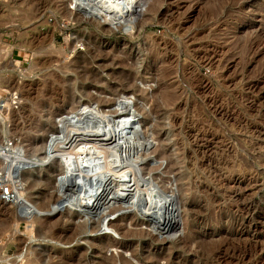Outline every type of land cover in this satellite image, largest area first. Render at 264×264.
<instances>
[{"label":"rangeland","instance_id":"rangeland-1","mask_svg":"<svg viewBox=\"0 0 264 264\" xmlns=\"http://www.w3.org/2000/svg\"><path fill=\"white\" fill-rule=\"evenodd\" d=\"M179 1L178 24L158 16L137 28L134 16L91 0H0V196L11 201L0 202V264H57L49 258L54 250L74 264H169L174 254L173 264H264V0H226L214 18L209 0ZM145 12L140 7L136 17ZM153 94L167 101L158 105ZM75 110L81 113L72 116ZM122 110L152 135L149 151L169 148V160L180 164L172 170L153 154L136 162L120 143L111 166L96 174L113 180L107 193L126 177L123 196L133 187L139 195L67 204L74 215L56 218L64 228L58 235L82 233L55 242L29 219L43 194L74 192V177L86 167L78 156L61 191L58 164L76 147L66 135L119 139L112 116ZM98 153L91 158L101 159ZM120 207L116 214L127 216L121 230L107 228L105 219ZM163 217L176 222L175 231L159 229ZM111 241L122 245L106 247ZM201 241L211 249L205 262Z\"/></svg>","mask_w":264,"mask_h":264},{"label":"bare ground","instance_id":"bare-ground-1","mask_svg":"<svg viewBox=\"0 0 264 264\" xmlns=\"http://www.w3.org/2000/svg\"><path fill=\"white\" fill-rule=\"evenodd\" d=\"M71 1H73V0H71ZM209 1L208 2H205L206 3L205 6H207L208 8L207 7L206 8L210 10L209 12H210L211 16L213 14L215 15V14L219 13V10H221L225 6V4L227 3L226 0H215V1H217V3H214L215 2L214 1V2H212L213 4H210L211 2L209 3ZM230 1L235 3L236 0H230ZM91 3H94L93 5H98V6L101 5L103 7V9H105L106 11H108V9H109V11H112V13L114 11V14L115 15L121 16L122 18H127L128 19V17H129L131 19L134 16V18H133L134 21H133L132 24H133V26L135 25L137 28H140V27L144 26L148 21L154 19L155 17L157 19L158 16L162 20H164L166 23L167 22H171L173 20V18L175 17V16L173 17L174 13L177 12L179 9H181L180 8L181 2L179 0H91ZM113 6H115V8H113ZM140 7L141 8L143 7V9L145 8V11L146 12H145V14H143V15L141 14V16L139 15V17H136V12L138 13V9H140ZM77 8H79V7H77ZM112 8H113V10H111ZM214 17L212 16L210 18H214ZM177 18H176V20H177ZM218 20L220 21V19H218ZM173 21H172V23H173ZM178 21H181V20H178ZM215 22H217V19H215ZM176 24H178V23H176ZM210 24H212V23H210ZM156 42H157V40L154 41V45H155ZM159 88H164V87H161L159 85V87L157 88V91H159ZM165 95L161 94V96H159L157 98L156 95L153 94L152 97L155 98L154 99L155 103H157L158 105L159 104H162L163 105V103H165V100L167 99L165 97ZM140 97H141V99H146V94H141ZM159 98H160V101L158 100ZM137 111L140 112V113H142L145 117H148L150 115L148 112L144 111L142 108L138 109ZM70 112L71 111L68 112L69 115H70ZM115 112L116 111H114L113 116H112V119H113L112 120V124H113V126L115 125V128H116V130H115V136H118L119 137V139L116 138L117 140L116 139L115 140L114 139H110L108 137L110 134L108 136L106 134H104V136L106 135V137H103L102 141H99V142H97V141L89 142L91 140V139L90 140L88 139L89 137L86 138V137L78 136V135L77 136H74V135H66V137H65V140L67 141L66 144H72V143L76 142V144H75L76 147L74 148L75 149L74 153L73 152H66L65 151L66 152L64 154L65 156L63 157V160L60 161L61 164H58V167H59V170L61 171V174L62 175L63 174L66 175L69 172H71L70 170H74V169H72V167L75 166V168H76V164L75 163L78 160L77 159L78 156H81V157L83 156L81 162H83L84 164H86L85 165L86 167L83 168V170H80L79 171V176H80L79 178L78 177H74V179H77L78 182L80 183V187L79 188L76 187L75 186V183L72 182L74 184V186H75L74 187V192H63L61 194L50 192V193L43 194L39 200L37 199L38 200V202H37L38 203L37 213H34V214L30 215L31 216L30 219L27 218L29 220H32L34 218V222H36L40 227H42V229H43L42 231H44V234H46V236H49V237L51 236V238H53V239L56 240L55 242H59V243H69V242L72 241L73 238H76V237L81 236V233H82L80 230L77 231L76 229H71L69 231V229L71 228L69 226L70 228L67 229L69 232H66V235L65 236L61 237L60 235H58V234H60V232L62 230H64V228H62V220H59V219H56V218L57 217H60V216H62V217L64 216L67 220H69V219H72V216L74 215V212L71 211V210H74V208L73 209L72 208H69V209L64 210V208H61V207L58 206L59 203H60V200L62 201V199H63V201H67V202H69V203H71L73 205L74 204L79 205L81 203V201L86 202L87 200H92V199H93V202L92 203H94V201L95 202H102L103 203L104 201H106L108 199V196L111 193L114 194V195L117 194V196H116L117 199H115V200H118V199H121V198H126V197H128V199L131 200L135 196H137V194L139 195V193H138L137 190L135 192L133 191L136 188V187H133V189H129L131 191H126L127 192L126 195H128V196H126V195L123 196V194H124V192H123L124 191V186H125V183H126V181H125L126 180V177H122L118 181L114 179V181H115L114 182L115 190H114L113 186H111V193L110 192L107 193V192H105L106 189H107V185L109 183H111L113 180L110 181L107 184L106 173H102L100 176L98 174H96L98 171L102 170V167L105 166L107 162H109L111 160L109 157H111L113 159L112 156L116 152H118V150L120 148H122L119 145L120 143L121 144L123 143L124 145H126L125 146V151L131 150L132 151V155H133V153H134V155H136L135 156V161H136V158L145 161L152 154L154 156H156L157 158H159V159L160 158H165V159H168V160L171 159V156L172 155L170 156L169 153H168L170 151L169 148L166 151L165 150H159V149H155L153 151H149L150 148H148V146H149L148 143H149V140H150L149 138H151L152 135L148 133L149 131L148 132H144V133L142 132L143 134H141L140 131L135 128V126H134L135 125V121L134 120H132V121H130V120L129 121H126V117L125 116L127 115V112L128 111L126 112V110L125 111L122 110V112H120V111H118L116 113ZM80 113L81 112H78L77 113V111L76 112H71V115L74 116V115H78ZM61 115H63V113H58V114L54 115L55 116L54 119L60 117ZM73 120L75 121L77 119L74 118ZM171 120H172V122H171L172 125H175V123H176L175 122L176 121V117L175 116H171ZM58 121L60 122L62 120L59 118ZM100 121L102 122V120H100ZM103 121H104V119H103ZM80 122H81L80 124H81L82 127L84 125H86V122L85 121L82 120ZM87 122H88V120H87ZM97 122L99 124V121H97ZM105 123H106V121H105ZM112 124H110V125L112 126ZM78 125H79V123H78ZM72 126H73V124H72ZM82 127L80 128L81 130H82ZM106 128L104 130H106ZM55 131H56V129L53 128L52 129V132H55ZM151 132L156 134L157 127L156 126H153L151 128ZM123 133H128V134L130 133V135L127 134L125 136V134L123 135ZM120 134H122L123 136H119ZM96 138L97 137H95V139ZM99 138H100V136H99ZM164 141H166L168 143L169 142V139L162 140V142H164ZM172 145H174V142L172 143ZM165 146L162 145V147H165ZM98 152H102V154L104 153L102 155L103 157L102 158L100 157L101 159H93V158H91L94 153H98ZM121 153H123V152H121ZM140 160H137L136 162H139ZM114 161H113V164H114ZM133 162H134V160H133ZM107 164H110V166H111L112 163H107ZM144 164H146V163H144ZM177 164H180V162L179 163H176L175 161H173V159L172 160H169V165H171L172 170L177 169ZM147 165L148 164H146L144 167L143 166L142 167L147 169V167H148ZM103 172H105V171H103ZM71 173L73 174V172H71ZM96 175H98V176L95 177ZM135 180H137V179H135ZM57 182L61 186L63 185L62 187H60V189L62 191L66 185L60 183L59 181H57ZM140 184L143 185L142 183H140ZM134 186H137V184H135ZM141 188L143 189L144 186L141 187ZM9 192L11 193L10 190H9ZM56 192H59V189H57ZM16 193H19V192H16ZM110 196H112V198H114L113 195H110ZM155 201H158V200L156 199ZM0 202L6 206L11 201H10V199L8 200L5 197H1L0 196ZM13 202L16 203L15 200H13ZM78 202H80V203H78ZM142 203H144V202H142ZM140 204H141V202H140ZM144 206L145 205L143 204L142 207H144ZM153 208H154V210L157 208L155 203H154ZM16 209L17 208L14 207L13 216L17 219V217L19 218V216L15 213V210ZM8 210L10 211V209L7 208V211ZM24 210H26V209H24ZM119 210H122V208L121 207L120 208H115L112 212L109 213V214H111L110 215L111 217L105 219L106 220L105 223H106V227L107 228L113 227V228H118L119 230H121L120 229L119 222L124 221V220H127V216L124 213H121V214L117 215L116 212L119 211ZM75 215H76V212H75ZM104 216H106V214ZM132 217H133V215H132ZM63 218H61V219H63ZM114 219H117V220L115 221ZM28 223H29V225H31L30 222H28ZM159 224H160L159 225V229H165V230H167V232L175 231L176 222L172 218L163 217L162 222L159 223ZM59 226H61V227H59ZM123 235L124 236L125 235H129V236L130 235H132V236L135 235L137 237L143 236L142 233H140V232L139 233L126 232V233H123ZM183 242L185 244H188L191 241H188L187 238H186V239L183 240ZM118 244H120V246L122 245V243H120L118 241H111L109 243V245H107L106 247H108V246H113V247L115 246L116 247ZM190 244L191 243H189V245ZM198 244L201 246V248L197 251L198 254H199L200 260L202 262L203 261L205 262V260L207 258V252H209L211 249L206 248V245L207 244L205 245V242H203V241L199 242ZM104 247L101 246L100 249L96 251V253L100 255L102 253L101 252V249H103ZM62 254L63 253H61V252H59L57 250H54V251H52V252L49 253V258H51V259L52 258H54V259L55 258H58V263L57 264H74L75 259L71 258V256H65V255H62ZM153 257L147 256V257H145V259L152 260ZM176 257H177L176 254H174L173 257H170V256L167 257V259L169 261V264H173V262L175 261V260L173 261V259L176 258ZM98 264H111V263L100 260L98 262Z\"/></svg>","mask_w":264,"mask_h":264},{"label":"water","instance_id":"water-1","mask_svg":"<svg viewBox=\"0 0 264 264\" xmlns=\"http://www.w3.org/2000/svg\"><path fill=\"white\" fill-rule=\"evenodd\" d=\"M50 145V144H49ZM73 176V174H70V173H68V174H66L65 176H61V177H59L58 176V181L60 182V183H62V184H65L66 183V181L69 179V177H72ZM74 177V176H73ZM74 182H75V186L76 187H80V183L78 182V180L77 179H74ZM67 204H69V202H67V201H63V199H62V201L60 200V203H59V207H61V208H63L64 206H66Z\"/></svg>","mask_w":264,"mask_h":264},{"label":"built area","instance_id":"built-area-1","mask_svg":"<svg viewBox=\"0 0 264 264\" xmlns=\"http://www.w3.org/2000/svg\"><path fill=\"white\" fill-rule=\"evenodd\" d=\"M3 193H4V194H7V195H10V194H11V193L9 192L8 186H4V187H3Z\"/></svg>","mask_w":264,"mask_h":264}]
</instances>
